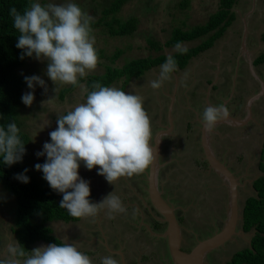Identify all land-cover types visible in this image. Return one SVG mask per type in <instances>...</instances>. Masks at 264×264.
Here are the masks:
<instances>
[{
    "label": "rangeland",
    "instance_id": "374dc122",
    "mask_svg": "<svg viewBox=\"0 0 264 264\" xmlns=\"http://www.w3.org/2000/svg\"><path fill=\"white\" fill-rule=\"evenodd\" d=\"M110 1L112 0H72L83 12L92 17V22L98 23V26L93 29L92 34L95 37V47L98 52L99 63L96 69L88 75H102L106 72L107 66L122 68L129 61L154 56V52L150 51L148 40H156L164 44L173 29L178 27L186 29L203 26L219 5V0H190L187 7L181 6L184 0H129L121 8L117 17L122 21H126L131 17H137L139 19L138 30L134 36L113 37L110 36L105 23H99L103 17L102 13L108 8L111 3ZM47 2L49 0H40L42 5ZM52 2L63 4L67 0H52ZM234 11L237 20L229 29L232 31V34L227 33L224 45L236 48V51L239 52L237 55H241V48L245 45L247 50L252 52L251 54L254 56L260 55L264 52V43L262 42V34L264 32V0H240ZM183 23L185 26H183ZM202 41L185 43L183 46L188 50L193 49V46L199 45ZM220 41L222 42V40ZM119 50L122 51V55L118 59H115L113 56ZM162 54L166 56L173 55L174 49H165ZM245 56H247V53L243 54L241 58H245ZM46 70L47 61L37 60L34 57H27L26 65L20 68V73L24 77L32 75L40 76L45 81L47 87L45 91L44 88L36 85L34 89V101L31 106L25 105L26 108L24 109L25 116L23 118L22 129L32 138V161L38 160L36 163L45 162L46 156L38 157L36 153L42 151L45 142H50L49 133L57 128V117L66 114L67 111L71 110L74 103L78 102L79 104V101L84 100L85 93L87 94L81 87L86 88V84H81L75 91L66 95L64 99H60L61 91L70 88L72 85L57 84L56 86L46 75ZM152 70L147 72L146 76L142 77L141 80L134 79L126 88L128 89L126 94L140 96L137 89L141 87L150 88V82L153 81L154 75L158 78L157 74L160 71ZM122 84L123 82L120 81L112 87L121 88ZM25 89L26 92L33 91L28 89V87ZM151 89L153 88L151 87ZM28 115L30 116L29 120ZM254 121L257 123L256 127L252 126L250 129L247 125L244 126L246 124L244 123L240 127H236L237 129H234L237 132L246 133L245 137L238 138L233 136L231 142L223 140V144L218 143L219 145L216 144L215 146L216 149H220V153L222 151L225 153L223 157L229 159L226 163L230 165V168H232L235 175L239 178L238 184L240 185L237 187V211H239V214L235 234H233L232 238L205 254L199 259V264H228L235 253L249 247L251 244L254 234L253 232L245 233L243 231L242 213L246 200L257 195L253 188L254 182L263 176L259 170V164L261 163V152L264 142V112H258L254 117ZM214 135L210 137L212 145L216 143ZM194 147L198 149L199 145H194ZM190 151L191 149L187 151L184 149V152H178V157L184 162L186 169L191 166L194 167L196 163L195 156H193L194 153L192 155ZM32 161L28 160V163H30V165L28 164L29 170L32 174L39 177L38 175H41V171L35 169L34 165L36 163ZM82 173L86 174L89 172ZM165 173V171L161 170L162 176H165ZM172 174L167 176L166 173V179H163L160 175L158 185L163 188L162 190L160 189L162 200L167 205H170V207L177 208L176 215L178 219L175 216L177 221H180L182 226L180 231L183 234L181 249L186 253H190L200 241L207 238L217 241L220 238V234L223 231H228L230 228L233 213H231L229 208L227 209V213L223 212V216H221L222 211H220L219 206L223 204L225 190L221 191L217 188L220 187L219 181L222 180L224 182L227 178L212 177L211 179H207V177H204L198 179L191 177V180H188L190 183L179 187L177 182L180 181V178L178 180V176L172 177ZM226 182L227 188L230 190L227 199L228 206H230L231 203L233 204L231 201L233 199V197L231 198L233 184L230 181ZM144 187L143 192L140 189L136 193H124L128 201H121L127 209V216H125V213L115 215H121L122 217L120 219L121 225L115 226L117 227L116 232L122 235L127 234L130 240L128 254H130V257L133 256L132 258H134L133 253L135 251L132 245L138 242H145L147 246L145 250H149L151 259L147 263H144L141 260L142 255L136 256L135 259L138 260V264H180L170 248L171 239L167 231L169 226L167 222L168 216L166 214L163 215L162 210H158L153 205L149 196L147 183L144 184ZM204 189H207L206 193H202ZM173 190L175 191L171 192ZM117 193L119 192L116 191V195ZM188 202L192 206L185 207L188 205L185 203ZM179 205L182 207L178 208L177 206ZM17 208L18 204L15 197L5 187L0 185V251L2 252L6 251V244L8 245L9 242L16 241L13 228L16 227L14 213H17ZM151 212L153 215L150 214ZM101 215L102 211L100 210L92 218L100 220L99 216ZM155 221H159L164 227L156 229ZM54 222L56 221L48 223L47 226L52 230V235H58L64 241L65 228L60 227L58 224L52 226ZM96 232L100 233L98 230ZM101 235L103 234L101 233L99 238ZM126 237L123 238V241L119 238L118 242H116L122 248L124 245H127L126 242L124 243ZM69 240H71L70 236L67 239V243H69ZM154 242H160V245H153Z\"/></svg>",
    "mask_w": 264,
    "mask_h": 264
},
{
    "label": "clouds",
    "instance_id": "9594fccd",
    "mask_svg": "<svg viewBox=\"0 0 264 264\" xmlns=\"http://www.w3.org/2000/svg\"><path fill=\"white\" fill-rule=\"evenodd\" d=\"M9 14L19 32L16 47L22 50L20 59L27 56L46 60V75L56 86H77L96 69L99 57L92 34V17L72 0L63 4L49 0L43 5L40 0H29L23 13L11 7ZM174 49L179 54L188 52L181 42ZM177 67V60L167 56L160 65L158 79L150 82L151 87L161 88ZM24 81L33 91L24 93L21 100L31 106L35 86L45 91L47 87L37 75L25 76ZM81 87L87 92L85 101L57 117V128L49 133L50 142H45L42 151L36 153L38 157L46 156L45 162L34 167L42 172L51 189L62 194L59 206L72 217H95L100 210H106L109 218H113V214L127 211L120 197L111 192L101 202H92L89 182L80 177L79 168L83 165L92 170L99 166L97 174L113 185L121 177L144 173L156 159L155 149L150 146L151 123L141 96L126 94L99 81L91 84L90 91ZM227 117L226 107L206 106L201 119L210 129ZM19 133L15 122L0 125V163L4 166L23 160L26 148ZM27 171L17 173L15 179L28 183ZM0 264H93V261L75 244L51 243L26 251L16 241L8 243ZM100 264H119V261L108 255L100 258Z\"/></svg>",
    "mask_w": 264,
    "mask_h": 264
},
{
    "label": "crops",
    "instance_id": "0c3cea01",
    "mask_svg": "<svg viewBox=\"0 0 264 264\" xmlns=\"http://www.w3.org/2000/svg\"><path fill=\"white\" fill-rule=\"evenodd\" d=\"M229 29L220 39L222 42L218 40L212 48L193 57L185 67H177V70L171 75L169 80L163 83L161 88L151 89V87H141L137 89L144 100V108L150 119L152 132L150 146L155 149L154 155L156 159L154 160V164L145 170L144 173L134 174L132 177H121L114 185L107 182L103 176L97 174L96 169L99 166L88 170L81 165L79 175L89 182L90 200L92 202L99 203L109 193L114 192L116 194V191L119 192L117 195L123 202L128 201L124 193H136L140 189L143 192L145 189L144 184L146 183L148 184V192L151 198V177L154 178L156 194L162 200L160 189L162 190L163 188L159 187L158 178L161 175L163 179H166V173L167 176L173 173L172 177L178 176V180L180 178V181L177 182L179 187L190 183L188 180H191V177L198 179L204 177H207V179H211L212 177L221 179V177H226L227 179L224 182L222 180L219 181L220 187H217L221 191L225 190L223 195L224 201L222 200L223 204L219 208L222 211L221 216H223V212L226 214L229 208L232 213L233 205L231 203L228 206L227 202L230 190L227 188L226 181H230L231 184H233V181L230 176H226L216 169L212 162H218L230 170L237 182L239 178L235 175L232 168H230V165L226 163L229 159L223 157L225 153L222 150L220 153V149H216L215 146L218 143L223 144V140L231 142L233 136L238 138L245 137L246 133L243 134L234 129H237L236 127H240L244 123H246L244 126L247 125L250 129L252 126L256 127L257 123L254 121L255 115L258 112H264V62L258 63V58L264 52L254 56L251 54V51L247 50L245 45L241 48V55H237L239 52L236 51V48L224 45L227 33L232 34V31ZM245 53H247V56L241 58ZM154 70H160V67L154 68L152 71ZM145 76L146 73L142 77ZM142 77L135 80H141ZM157 77H159V74H157ZM156 79L158 78L154 75L153 80ZM127 90L125 89V93H127ZM85 99L86 96L79 103L84 102ZM77 104L78 102L74 103L71 109ZM221 105L226 107L228 117L219 120L213 128H207L201 119L204 108L206 106ZM213 134H215L216 143L212 145L210 137ZM194 145H199V148L196 149ZM184 149L185 151L191 149L192 155L194 153L193 156H195L196 161L194 167L191 166L186 169L184 162L179 159L178 152H184ZM161 170L166 172L165 176H162ZM82 172L89 173L84 174ZM206 192L207 189H204L202 193ZM232 197L233 195L231 194ZM185 204H188L185 207L192 206L189 202ZM177 207L182 206L179 205ZM170 208L173 214L176 215L177 208ZM101 211L100 220L87 217L80 218L77 222H54L52 226L58 224L66 230L64 241L60 236H55L62 240V242H67L70 236L71 240H69V243L75 244L81 252L87 254L93 261V264H100V258L108 255L117 259L119 264H138V260L135 257L142 255L141 260L147 263L151 259V253L148 249L145 250V247H147L145 242H138L132 245L135 249L133 253L134 258H132V255L130 257V254H128L130 240L127 234L122 235L116 232L117 227L115 226L121 225V215L115 216L116 214H113V218H109L106 210ZM126 213L127 211L125 212V216H127ZM150 214L153 215L152 212ZM154 223L156 226L160 222L155 221ZM178 223L181 230L180 221ZM96 229L100 233H97ZM101 233L103 235L99 238ZM179 236L181 244L183 237L181 231ZM124 237H126L124 243L126 242L127 245H124L122 248L116 242H118L119 238L123 241ZM208 240L210 239L207 238L203 241ZM48 244L41 241L37 242L31 246L30 251ZM153 245L159 246L160 242H154ZM116 248L117 250H115ZM4 256H6V251L0 253V257Z\"/></svg>",
    "mask_w": 264,
    "mask_h": 264
},
{
    "label": "trees",
    "instance_id": "16d2710c",
    "mask_svg": "<svg viewBox=\"0 0 264 264\" xmlns=\"http://www.w3.org/2000/svg\"><path fill=\"white\" fill-rule=\"evenodd\" d=\"M128 1L112 0L108 8L103 11V17L99 23H105L110 36L127 37L136 34L139 25L137 17H131L126 21L117 17L121 8ZM239 1L219 0L217 10L208 17L203 26L173 29L164 44L156 40H148L150 51L154 52V56L129 61L122 68L107 66L104 74L88 75L81 79L77 86H70V88L61 91L60 99H64L81 84H86V88L90 91L91 84L96 81L109 87L122 81L120 89L125 91L131 81L144 76L154 68H159L165 62L167 56L162 54L165 49H174L177 42H181L183 45L203 40L185 54L174 51L172 56L177 60L178 68L185 67L193 57L212 48L225 35L236 20L233 10ZM189 3L190 0H184L181 6L187 7ZM28 6L29 0H0V125L6 126L10 122H15L20 129L19 135L26 148L21 162L12 166H4L0 163V185L5 187L17 201V213H14L16 227L13 228V233L26 251H30L31 246L40 241L49 244L63 243L62 240L52 235V230L47 226L48 223L53 221L68 223L80 220V218L72 217L67 209L59 206L62 194L50 188L47 181L42 178V172L41 175L37 174L39 176L37 177L30 172L28 167L30 165L28 160L32 161L33 158L32 138L22 129L26 106L22 102L21 96L26 92L27 85L24 76L20 73V68L26 65L27 56L20 59L22 50L16 47L19 32L13 27V18L9 14L11 7H15L23 13ZM109 17H111L110 20H108ZM97 26L98 23L91 22L92 29ZM183 26H185L184 23ZM262 42L264 43V32ZM121 55L122 51L119 50L113 57L118 59ZM263 62L264 53L258 58V63ZM261 153L259 170L263 176L253 184L257 195L248 198L243 209V231L245 233L253 232L254 235L250 246L235 253L228 264H264V142ZM32 162L36 163L38 160ZM43 163L44 161L40 164ZM25 169H28L26 175L30 178L26 184L15 179V175ZM155 227L162 229L164 225L157 223Z\"/></svg>",
    "mask_w": 264,
    "mask_h": 264
},
{
    "label": "water",
    "instance_id": "95a60500",
    "mask_svg": "<svg viewBox=\"0 0 264 264\" xmlns=\"http://www.w3.org/2000/svg\"><path fill=\"white\" fill-rule=\"evenodd\" d=\"M213 166L218 169L220 172L224 173L225 175H228L231 177V180L233 181V220L230 224V228L226 232H222L220 234V238L217 241L213 240H208L199 243L190 253H185L181 249V244H180V225L176 219V216L173 214L171 208L169 205H167L165 202H163L159 196L156 194V188L154 185V181L151 177V200L154 203L155 207L158 210H162V214H166L168 216L167 222L169 224L168 228V236L171 239V250L173 252V255L175 256L176 259H180L181 262L180 264H199V259H201L206 253L209 251L213 250L216 246L228 241L230 238H232L233 234H235V229H236V224H237V219H238V214L239 212L237 211L238 204H237V197H238V182L234 179L232 176V173L219 164L218 162H212ZM243 220V216H242ZM172 231V232H171ZM219 241V242H218ZM178 257V258H177ZM178 259V260H179ZM188 261V263H187Z\"/></svg>",
    "mask_w": 264,
    "mask_h": 264
},
{
    "label": "bare ground",
    "instance_id": "6f19581e",
    "mask_svg": "<svg viewBox=\"0 0 264 264\" xmlns=\"http://www.w3.org/2000/svg\"><path fill=\"white\" fill-rule=\"evenodd\" d=\"M237 98H238V97H237ZM232 194H233V193H232ZM213 249H214V248H213ZM177 258H178V257H177ZM178 259H179V258H178ZM178 259H177V260H178ZM179 261L181 262V260H180V259L178 260V262H179ZM180 262H179V263H180ZM187 263H188V261H187Z\"/></svg>",
    "mask_w": 264,
    "mask_h": 264
},
{
    "label": "flooded vegetation",
    "instance_id": "af4514ba",
    "mask_svg": "<svg viewBox=\"0 0 264 264\" xmlns=\"http://www.w3.org/2000/svg\"><path fill=\"white\" fill-rule=\"evenodd\" d=\"M177 216V215H176ZM177 219H178V216H177ZM182 247V246H181ZM185 252V251H184ZM186 253V252H185Z\"/></svg>",
    "mask_w": 264,
    "mask_h": 264
}]
</instances>
